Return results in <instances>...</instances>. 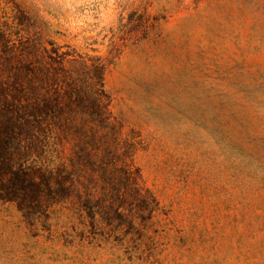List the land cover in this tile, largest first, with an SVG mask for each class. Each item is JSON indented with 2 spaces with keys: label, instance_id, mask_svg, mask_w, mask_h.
<instances>
[{
  "label": "rangeland",
  "instance_id": "rangeland-1",
  "mask_svg": "<svg viewBox=\"0 0 264 264\" xmlns=\"http://www.w3.org/2000/svg\"><path fill=\"white\" fill-rule=\"evenodd\" d=\"M62 70L101 75L113 132L95 134L91 157L108 161L124 140L118 158L149 202L101 198L92 224L67 202L43 197L25 217L0 200V264H264V0H0L9 161L53 159L34 147L41 136L5 133L21 114L15 76H32L33 107L60 106L47 131L84 119L76 93L54 84Z\"/></svg>",
  "mask_w": 264,
  "mask_h": 264
},
{
  "label": "trees",
  "instance_id": "trees-1",
  "mask_svg": "<svg viewBox=\"0 0 264 264\" xmlns=\"http://www.w3.org/2000/svg\"><path fill=\"white\" fill-rule=\"evenodd\" d=\"M62 72L63 75L67 74V70H62ZM67 75L68 79L58 80L54 84L60 82L59 85L64 86V90L76 93L77 102L85 110V116L84 119L70 118L64 123L57 121L58 131L54 133L47 131L44 127L43 118L54 114L55 109H59L60 106L54 104V101H43L44 104L42 103L39 109L33 107V99L30 97L32 76H26L25 80L15 76L14 91L18 94V100L21 102V114L18 117V122L9 120V126L5 125V133L9 134L16 128L31 138L38 139L41 136L39 138L41 140H38L34 147L38 149L47 147L52 153L53 159L49 164L42 163L32 168L16 161L11 162L7 158L6 148H9L10 142L15 140V137L11 136L13 134L9 135L7 139L0 137V200L17 201L18 207L25 217H30L32 213L28 210V206L31 208L34 204L36 208H39L43 205L41 200L43 197L48 198L49 202L47 203L67 202L78 214L85 213L91 223L95 224L96 215L100 214L97 209L99 199L104 198L110 202L123 199L128 195L133 199L149 202V196L141 192L132 168L127 164L125 157H122V160L118 158L123 156L125 151L127 153L128 147H125L124 140L116 137L113 143L116 153L108 161L100 158V160H93L91 157V153L97 148L94 140L95 134L97 133L99 137V132H113V124L105 103L106 94L102 87L101 75L97 72L94 73L98 83L87 74L80 80V83L77 76L74 77L69 73ZM55 77L56 73H51L48 76L52 83L56 80ZM85 119L92 121L93 123L90 124L94 125L92 141H88L85 134ZM68 131L73 135L67 134ZM74 133L76 134L74 135ZM68 135L75 136L76 139L70 138L72 140L70 148L73 154L67 156L66 159L63 155L65 145L70 141L67 138ZM19 137H21L20 134ZM15 143L14 153L20 155V139L18 140L20 147L17 141ZM121 212L118 209L114 210V217H121ZM104 214L108 215L109 212Z\"/></svg>",
  "mask_w": 264,
  "mask_h": 264
}]
</instances>
